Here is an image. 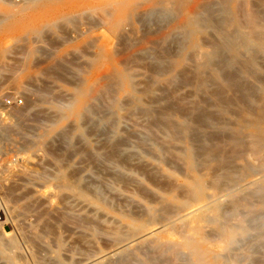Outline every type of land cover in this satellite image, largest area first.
<instances>
[{"label": "rangeland", "instance_id": "1", "mask_svg": "<svg viewBox=\"0 0 264 264\" xmlns=\"http://www.w3.org/2000/svg\"><path fill=\"white\" fill-rule=\"evenodd\" d=\"M62 1L63 11L73 10L69 12L73 19L70 24L58 22L59 27L47 30L42 38L26 32L0 34V128L5 133V137L0 138V264H193L195 258L182 247L186 236L200 239L199 246L216 256L223 245L221 230L227 231L240 221L247 230L250 231V227L254 232L239 237L226 253L229 255L215 259V263L255 264L264 254V246L260 248L263 241H255L260 239L257 238L258 230L264 227V48L250 52L258 59L260 68L256 73L261 74L263 83H255L251 78L250 82L255 84L253 95L245 94L243 99L237 95L241 100L233 102L236 107L231 105L228 111L224 107L219 111L195 87L172 81L180 62L176 56L187 55L190 51L188 45H184L186 39L176 35L174 30L180 16L166 19L168 16L153 15L147 19L149 23L143 20L136 23L131 36L121 38L105 29V16L98 0ZM231 1H225L221 7L228 8L229 17L241 34L248 32L246 17L251 12L254 14L250 0ZM23 3L25 0L19 3L0 0V19L21 14L26 19L32 18L31 7L35 4L39 7L42 0ZM218 9L215 6V18L220 17ZM255 17V26H258L246 36L256 40L264 35V23H261L264 18ZM167 33L169 36L159 47H169L168 52L173 50L178 54H174L175 58L171 54V61L166 59L155 66L144 49L155 48L157 40ZM179 41L181 47L178 48ZM153 67L159 70L153 71ZM164 67L167 70H163ZM104 84L112 86L108 90ZM80 89L86 90L88 95L95 93L94 99L88 96L85 100L95 112L87 113L83 117L87 119L78 121L70 116V107ZM219 90L222 98L226 92L222 88ZM225 95L233 98L230 91ZM13 99L22 102L8 106L7 102ZM197 106L203 107V112L219 122L215 130L207 131L208 137L215 136L210 144L213 149L218 145L219 158L232 166L231 170L216 172L218 177L214 181L219 185L214 187L215 184L207 183L209 189L205 197L196 205H190L196 208L214 202L220 210L219 225H214L218 222L216 212L207 210L204 213L206 218L200 222L203 229L199 235L190 229L197 224L196 218L190 217L193 222L189 218L190 209L178 211L183 197L172 190L175 182L188 184L195 175H211L218 170L214 167H218L220 159L209 160L204 156L201 171L189 172L185 141L182 143L172 130L174 122L176 125L186 121V117L196 112ZM142 108L152 112H144ZM162 108L173 112L168 114L170 116L162 115ZM59 114L66 115L63 121L58 122ZM52 129L55 131L53 138L39 148H31L29 144L33 140L35 143L46 139ZM217 131L223 134L219 133L218 137L214 133ZM232 134L237 138L233 139ZM63 135L69 136L71 141L68 149L61 144ZM106 137L120 143V154L105 148ZM261 137L263 141L259 140ZM149 164L154 168L155 177L147 171ZM66 180L70 183L77 180L75 182L89 189L86 197L66 190L62 186ZM94 189L102 203L93 199ZM159 206L164 207L163 210H158ZM150 211L155 213L156 220L167 225L165 229L161 228L162 224L157 225L158 228L154 225V220L149 219ZM153 229L156 236H145ZM135 238H138L136 242L129 244Z\"/></svg>", "mask_w": 264, "mask_h": 264}, {"label": "bare ground", "instance_id": "2", "mask_svg": "<svg viewBox=\"0 0 264 264\" xmlns=\"http://www.w3.org/2000/svg\"><path fill=\"white\" fill-rule=\"evenodd\" d=\"M34 1H37V0H25V3H23V5L24 4L26 5V3H28V2L31 3V2H34ZM38 1H40V0H38ZM225 1L226 2H232L231 0H98L97 3L99 4V7L103 8V12H104V16H105L104 23L106 25L105 29L108 28L107 30H109L110 32H112L113 34H115V35H117V36H119L121 38H128L129 35L131 36V34L133 32V29L135 28V24L136 23H139L142 20L143 21H147V23H149L150 21L147 20V19H149L153 15L156 16V14H159L158 16H160V15L168 16V18H166V19L176 18V17L180 16V22L174 27V30L176 31L175 32L176 35L182 36L181 37L182 39H186L187 44L185 43L184 45H188V47H189L188 49L190 50L189 53L187 55L179 54V56H176L178 53L177 54L173 53L172 52L173 50L168 52V48L169 47L168 48L159 47V46H161L163 44V42L169 36L170 33L169 34L167 33V34H165V37H162L160 40H157V45H156L155 48H151V50L148 49V48L144 49V50H146L145 54L147 56H149L148 57L149 59L151 58V60L155 64V66L157 64L159 65L161 63H164L166 61V59H168V61H171V60H169V56L173 55V57L174 56L179 57L180 58V62L177 65L178 69L177 70L175 69L177 74L175 76H173L172 81L173 82L177 81L183 86L189 85V86H192L193 88L195 87L197 89V91L200 92L202 95H204L207 98L208 102L210 101L211 103H213L215 105V107L218 108L219 111L223 110V107L226 109V111H228V109H229L228 107L231 106L233 104V102H237V101L241 100V99H239L240 97L243 99L245 94H249V93H252V95H253V92H255V89H254V85L255 84L250 82L251 78L253 79V82H255V83L257 81H260V82L263 83V81H264V78H263V81H262L261 78L259 77V75H261V74H257L256 73V71L259 70V68H260L259 63L257 61L258 59L256 60L255 57L250 55L251 50H257V49H261L262 50L264 48V39H263L264 35H263V37L258 36L260 38L256 39V40L253 39V37L246 36L247 35L246 33H248V35H249V30H250V32L254 31V30H256V26H258L257 24L255 26V22L256 21H254V17L259 15V16H262V18H264V0H252V1L250 0V2H251L250 5H252V7L254 8V12H253L254 14H252V12H251V14L249 13V15L246 14L247 15L246 19H247L248 27H250V28L247 27L249 29V30L247 29L248 32H245V33L242 32L243 34H241L236 29V26L233 23L234 20L232 21V19L229 17L230 16V12H229L228 8L227 7L226 8H222L221 7L222 4L225 3ZM63 2L64 1H62V0H42V4H40L39 7L36 6V4L31 7L30 11H33V13H32V18H29V19H26L25 15H23V14L18 15L17 17H15V15H10L8 17H4V18L0 19V30H1L0 34L1 33L14 34L15 32L16 33H18V32H26V33L36 34V35L41 37L42 35L45 34V32H47V30H51L55 26L57 27L58 26L57 25L58 22H60V24H61V22H66V23L70 24V22L73 20L71 14L69 13L72 10L71 9L72 7L69 8L70 6H69V4L67 2V5L69 6L68 8L71 9V10L68 11V12L67 11H63V9H64L62 7L64 5ZM72 3L74 4V1ZM241 3H242V1H241ZM65 4H66V2H65ZM76 5H74V6H76ZM244 5H242V6H244ZM71 6H73V5H71ZM215 6H218L219 9L217 11L220 12V17H217V18H215L213 16V14L215 13ZM243 10H246V7ZM248 10H249V8H248ZM75 11H77V10H75ZM250 11H252V10H249V12ZM72 12H73V10L71 11V13ZM216 13H218V12H216ZM161 18L163 19V17H161ZM162 21H161V23H162ZM169 21H171V19ZM262 22L264 23V20H262L261 23ZM170 23H171V25H172V23L175 24V22H170ZM259 26L261 27V25H259ZM157 27L160 28L159 26H157ZM239 27H241V26H239ZM243 27H245V26H243ZM149 32H150V30H149ZM244 34H245V36H244ZM254 35H256V34H254ZM181 38H180V40H181ZM44 39H43V41H44ZM174 39H176V38H174ZM202 42H204L205 44L202 45ZM125 46H127V45H125ZM179 46L181 47L180 41L178 43V48H179ZM178 48L176 47V49H178ZM183 48H185V47H183ZM180 52H181V50H180ZM253 52H255V51H253ZM174 54H176V55H174ZM255 54H253V55H255ZM256 55L258 56L259 54L257 53ZM166 63L168 64L169 62H166ZM161 69L162 68H160V70ZM164 69H165V67L163 68V70ZM155 70L156 71L159 70V67L156 68V69L154 68L153 71H155ZM165 70H167V69H165ZM262 74L264 76V72H262ZM109 75H110V72H109ZM115 81H116V79H115ZM216 84H217V86H216ZM104 86H107V89H108L112 85L111 84L110 85H105L104 84ZM134 86L136 87V85H134ZM150 87H152V86L150 85ZM78 88H80V86ZM221 88H222V91H225L226 93L230 91L233 94V98L231 97V99L230 98L228 99V97L226 95L224 97L223 95L226 94V93H224L222 95V98L224 97V99H222L221 98V93H220L221 90H219ZM258 88H259V86H258ZM262 90H263V94H264V89L262 88ZM97 91L98 90H96V93H97ZM134 91H136V89ZM147 91H150V90H147ZM153 91H154V89H153ZM145 92H146V90H145ZM91 93H92V95H88L89 93H87V91L83 90V89H80V91L77 93L76 99L73 102L72 106L70 107L71 108L70 109V116H72L75 120L79 121L83 117H86L85 115L87 113L92 112L91 114H93V112H95V111H91V109H92L91 107L92 106H87V104H86V101H87L86 98L88 96H89V98L90 97L91 98L95 97V93H94V96H93V92H91ZM257 93H256V95H257ZM237 95L238 96L240 95V97H237ZM97 96H99L98 93H97ZM97 96H96V99H97ZM132 96H134V95H132ZM127 97L128 96H126V100L128 99ZM261 97H263V96H261ZM92 99H94V98H92ZM124 100H125V97H124ZM142 100H143V98H142ZM129 101H131V100L129 99ZM255 101H256V99H255ZM244 102H246V100H244ZM114 103H115V101H114ZM127 103H125V104H127ZM239 103L241 104V102H239ZM125 104H122V105H125ZM91 105L94 106L93 103ZM207 105H208V103H207ZM209 106H212V105H209ZM232 106L236 107V104L232 105ZM261 106H262V104L260 105V107ZM139 107L137 106V108H139ZM246 107H247V105H246ZM248 108L249 107H247V109ZM254 108L252 106V110L255 111ZM194 109H195L194 112L195 111L196 112L195 113L193 112L194 113V114H192L193 116L190 114L191 117H190V115H189V117H186L185 118L186 121H184L183 123H181V124H177L176 123V125H175V122H174V126L173 127L171 126L172 130L174 131L173 133H175V135L181 140V142L183 143V141H185V144H184L185 153L184 154H186L185 158H186L187 163H188V171L191 172V173H193L195 170H197V172H198V170L201 171L200 165H201V162H203L202 158L204 156L207 157L210 160V159H215V158L218 159L219 158V154H220V151H218V149H217V148H219L218 145L217 146L215 145L216 147L213 149L214 146L211 147V144H210L211 143L210 140H213V138H215V136L213 135L214 137H212V135H211V136L208 137V135L210 133L209 130H215V128H216L215 126H217V124H219V122L217 123L215 118L210 116L211 114H206V112H203L204 111L203 107H198L197 106V108H194ZM231 109L232 108H230V110ZM143 110H144V112L147 111V113L149 111L152 112V110L148 111L147 109L145 110V109L142 108V111ZM170 111L171 110L167 109V108L160 109V112L162 113V115L163 114L165 115V113L168 115V114H171L173 112V111H171V112ZM248 111H249V109H248ZM153 112H155L154 109H153ZM158 112H159V110H158ZM250 112H251V109H250ZM109 114H111V113L109 112ZM94 115H96V114H94ZM260 115L262 116L263 114H260ZM105 116H106V114H105ZM168 116H170V115H168ZM65 117H66V115H64V114L62 116L60 115V117L58 119V122H60V120L64 119ZM171 118H170V120H171ZM83 119L85 120L87 118H83ZM101 119H103V118H101ZM245 119L248 120L247 118H245ZM113 120L114 119H112V122H114ZM217 120H219V118ZM115 121H116V119H115ZM226 124H227V121H226ZM228 124H230V123H228ZM207 131H209V133ZM54 132H55L54 129H52L46 135V139H43L42 141L35 142V143H34V140H33V142L31 144H29V145H31V148H33V147L39 148V147L43 146L45 141H48V139L53 138L52 136H53ZM214 133H215V135L217 134V136L219 137V133L221 135V134H223V131H217V133L216 132H214ZM62 134H63V132H62ZM172 135H174V134H172ZM232 135H233V139H234L236 136H234V134H232ZM40 136H42V135H40ZM66 136H68V135H66ZM217 136H216V139H217ZM4 137H5V133L2 130V128H0V138H4ZM68 137L64 136L62 138L63 139V143H61V144L62 145L64 144L65 149H68V148H70L72 146L71 145V141L69 140ZM223 137H225V136H223ZM227 137H225V138H227ZM262 137L259 139L260 141H263V140H261ZM106 138L108 139V137H106ZM178 138H177V141H178ZM109 139L106 140L107 142H105V145H106L105 148H108L109 151H111L114 154H118V153L120 154V151H119V149H120L119 146H121L120 143H117L115 141L113 142V141H111V139L110 140ZM36 140H38V139L36 138ZM256 140H254V141H256ZM213 141H215V140H213ZM219 141H220V139H219ZM60 142H62V141H60ZM255 143H257V142H255ZM259 144H263V143L259 142ZM47 145H49V144H47ZM219 150H220V148H219ZM182 152H184V151H182ZM125 156H127V155H125ZM124 158L127 159V160L129 159L128 156L124 157ZM203 160H205V159H203ZM224 160H225L224 158L220 159V161L218 162L219 163L218 167L217 168L214 167L216 170L217 169L218 170L217 171H215V170L212 171L213 173L211 175H209V174H204V175L201 174L200 176L195 175L190 180L191 182H189L188 184H181V183L175 182L172 185V187H173L172 190L177 191L180 194V196L183 197V200L181 201V205L178 207V211H185L187 209H190V211L187 212V215L189 216V218L190 217L191 218L195 217L196 220H197V222H196L197 224L194 225L192 228H190L192 231L195 232V235H199V233L203 229L202 226L200 225V222H202L206 218V214L204 215V213L207 210H209V211L211 210L212 212H216L217 213V215L215 216V219L217 221L221 217V214L219 212L220 210L215 205L214 202H211V203L206 204V205L197 206L196 208H192L190 205H193V203L195 204L196 202H199L200 199L205 197L206 191H207V189H209L207 183H211L212 185L215 184L214 187L216 185H219V183L218 184L215 183L216 180L214 181L215 177H218L215 174L216 172H220L221 170H222V172H224L226 169L231 170L230 168H232V166L231 165L228 166V164H224V162H225ZM148 167L150 168L149 170H147L149 172V174H151L152 176L155 177V175H154V173L152 171V169H154V168H152L150 166V164H149ZM145 168H146V166H145ZM229 170H228V172H229ZM147 171H145L146 174H147ZM145 172H143V173H145ZM1 173H2V169H1ZM158 175H159V173H158ZM0 177H1V175H0ZM58 179L59 178H57V180ZM75 181H77V180H75ZM75 181H74V183H70L68 180H66L64 183H62V186L66 190H68V191H70V192H72V193H74V194H76V195H78L80 197L85 198L86 195H87L86 193L89 192V189L85 188L84 186H83L84 187L83 188L78 182H75ZM214 187H213V189H215ZM88 188H90V187H88ZM92 192L94 193V196H95V198H93V199L96 200L95 202L102 203L101 200L98 198L99 193L97 192V190L94 189ZM165 192H167V191H165ZM100 197H102V196H100ZM151 197H154V196H151ZM155 199H157V197ZM160 204H161V202H160ZM168 207H170V205ZM163 208L164 207L159 206L158 210L159 209L163 210ZM154 211H155V209H154ZM161 212H163V211H161ZM221 213H222V211H221ZM148 214H149V219L154 220V222H155L154 225L156 227H157V225L159 227L163 223V222L162 223L159 222V220H156L157 218L155 219V213L153 211H150V213H148ZM188 216H186V217L188 218ZM215 219H213V220H215ZM220 219H219V221H220ZM191 220L193 222V219H191ZM191 220H188V221H191ZM219 221L216 224H214V225H217V224L219 225ZM171 222H172V220H171ZM168 225H170V224H168ZM164 226H167V225L166 224H162L161 228L165 229ZM170 226H169V228H170ZM245 226L246 225H244L240 221V223L237 226H235L233 228H228L227 231L225 229L221 230L220 236L222 238L223 245H221L222 246L221 249H220L221 253L216 255V256L214 254H212L210 250L200 247L199 246L200 242L198 241L200 239L196 240L193 236H188V237L186 236V238L184 239V242L182 244V247L183 248L185 247V249H187L190 252V254L193 256V258H195V261H194L193 264H228V263H226V261H222V263H220V262L219 263H215V259H218V258L219 259H223V258H225L226 255L228 256L229 254H226V253H228V250H230V248L234 245L236 240L240 239L239 237L250 235L251 231L254 232V230L251 229L250 227H249L250 231L247 230ZM256 226L257 225L255 224V227ZM222 227H223V225H222ZM169 228H168V230H169ZM261 228L263 229L264 227L261 226L260 229ZM262 229L261 230L257 229L258 232L257 231L256 232L259 235L258 237L254 234L257 238H260V239H255V241L256 240L263 241L261 243L260 248H262L264 246V229L263 230ZM154 230L155 229L149 231L147 234H145V236L155 235L156 233L154 232ZM255 230H256V228H255ZM172 231H173V229H172ZM211 231H213V230H211ZM150 238H152V237H150ZM137 239L138 238H135L134 240L129 242V244L133 243L134 241L136 242ZM253 239L254 238H252V240ZM152 240H153V242H155L154 238ZM252 240H251V242H252ZM255 241L253 240V242H255ZM4 243H7V242L5 241ZM4 243H3V245H4ZM255 248L256 249L258 248L257 245H256ZM2 251H4V250H2ZM175 251H176V249H175ZM254 253L252 252V254H254ZM254 255H256V254H254ZM263 255H260V257H258V259L255 261L256 262L255 264H264ZM122 258H125V257H122ZM256 258H257V256H256ZM250 259H253V258H250ZM250 261H252V260H250ZM122 263L124 264V262H119L118 264H122Z\"/></svg>", "mask_w": 264, "mask_h": 264}, {"label": "built area", "instance_id": "3", "mask_svg": "<svg viewBox=\"0 0 264 264\" xmlns=\"http://www.w3.org/2000/svg\"><path fill=\"white\" fill-rule=\"evenodd\" d=\"M20 0H15V3H19ZM21 100L20 99H13L12 101L7 102V105H20L21 104ZM0 175H1V164H0ZM2 221V212L0 210V222Z\"/></svg>", "mask_w": 264, "mask_h": 264}]
</instances>
